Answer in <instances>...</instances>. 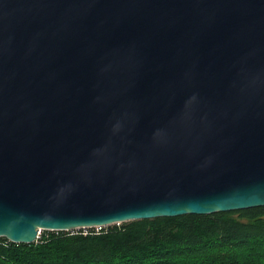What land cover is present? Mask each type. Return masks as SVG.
I'll use <instances>...</instances> for the list:
<instances>
[{
  "label": "water",
  "instance_id": "water-1",
  "mask_svg": "<svg viewBox=\"0 0 264 264\" xmlns=\"http://www.w3.org/2000/svg\"><path fill=\"white\" fill-rule=\"evenodd\" d=\"M264 207V0H0V238Z\"/></svg>",
  "mask_w": 264,
  "mask_h": 264
},
{
  "label": "trees",
  "instance_id": "trees-1",
  "mask_svg": "<svg viewBox=\"0 0 264 264\" xmlns=\"http://www.w3.org/2000/svg\"><path fill=\"white\" fill-rule=\"evenodd\" d=\"M0 264H264V207L0 238Z\"/></svg>",
  "mask_w": 264,
  "mask_h": 264
},
{
  "label": "rangeland",
  "instance_id": "rangeland-1",
  "mask_svg": "<svg viewBox=\"0 0 264 264\" xmlns=\"http://www.w3.org/2000/svg\"><path fill=\"white\" fill-rule=\"evenodd\" d=\"M121 224H122V223H121ZM121 224H119V225H121ZM109 226H113V225H109ZM109 226H107V227H109ZM83 230L86 231L87 229H83ZM43 232H44V231H42V232L40 233V236H41V234H43ZM53 232H59V231H53ZM40 236H39V238H40ZM39 238H38V239H39Z\"/></svg>",
  "mask_w": 264,
  "mask_h": 264
},
{
  "label": "built area",
  "instance_id": "built-area-1",
  "mask_svg": "<svg viewBox=\"0 0 264 264\" xmlns=\"http://www.w3.org/2000/svg\"><path fill=\"white\" fill-rule=\"evenodd\" d=\"M106 228V227H105ZM96 230H101L102 229V227H97V228H95ZM39 236H40V234H39Z\"/></svg>",
  "mask_w": 264,
  "mask_h": 264
},
{
  "label": "bare ground",
  "instance_id": "bare-ground-1",
  "mask_svg": "<svg viewBox=\"0 0 264 264\" xmlns=\"http://www.w3.org/2000/svg\"><path fill=\"white\" fill-rule=\"evenodd\" d=\"M41 232H42V231H41ZM41 232H40V233H41Z\"/></svg>",
  "mask_w": 264,
  "mask_h": 264
}]
</instances>
